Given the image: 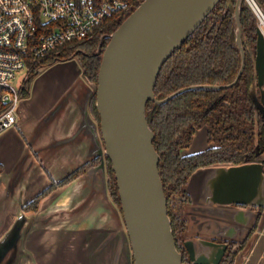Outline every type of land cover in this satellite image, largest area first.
Masks as SVG:
<instances>
[{
	"label": "water",
	"instance_id": "95a60500",
	"mask_svg": "<svg viewBox=\"0 0 264 264\" xmlns=\"http://www.w3.org/2000/svg\"><path fill=\"white\" fill-rule=\"evenodd\" d=\"M220 1L144 0L115 32L102 37L95 53L96 56L102 55L97 83L86 79L76 55L71 60L37 71L39 80L59 69L67 70V75L76 71V78L73 83L68 78L57 81L64 87L63 94L37 124L36 133L27 139V149L11 174L9 193H13L20 183L30 185V181L40 179L45 171L52 176L47 164L59 162L60 150L82 142L83 135L89 141L88 153L83 155L74 170L55 182L61 183L88 164L96 161L99 164L80 175L56 197L52 196L41 211L19 215L0 237V264H29L35 253L31 248H36V244L34 246L29 241L36 232L53 224L55 211H59V217L63 214L71 216L87 211L97 201L109 202L107 159L111 161L121 203V213L114 206L112 210L122 229L114 264L119 263L126 242L129 243L133 264H184L168 215V202L159 173L160 156L154 147L155 134L148 124L146 107L150 101L165 105L192 90H224L237 84L246 60L240 10L243 0H238L235 8L236 43L242 58L235 80L224 86H190L163 100H157L154 94L162 67L175 51L183 47ZM257 31L256 83L251 88L250 97L256 115L264 125V32L260 26ZM105 39L109 42L102 53ZM94 96L100 116L99 125L89 112V103ZM71 103L76 105L79 115L78 128L72 136L55 139L53 136L62 130L57 121L66 114ZM53 124L55 133L50 129ZM13 130L24 133L19 126L8 132ZM44 132L45 136L42 135ZM42 136L43 145L38 147L37 142ZM208 174L204 182L206 205L223 208L219 209V217L230 218L234 222L246 215L248 221L254 217L256 225L264 210V152L260 147L257 146L253 156L243 164L210 167ZM27 204L28 198L22 208ZM231 207L237 211L231 213ZM209 212L213 213L211 209ZM237 223L245 227H229L230 235L218 236L222 243L201 238L186 240L184 248L190 262L220 264L229 247L227 242L236 240L247 231L249 222ZM116 237L112 233L109 239Z\"/></svg>",
	"mask_w": 264,
	"mask_h": 264
},
{
	"label": "trees",
	"instance_id": "16d2710c",
	"mask_svg": "<svg viewBox=\"0 0 264 264\" xmlns=\"http://www.w3.org/2000/svg\"><path fill=\"white\" fill-rule=\"evenodd\" d=\"M129 1V0H123ZM144 0H130L133 7L128 15L109 16L92 37L73 48H64L58 55H49L41 61H29L33 68L22 98L30 96L37 69L53 65L57 60L79 57L90 83H97L102 55L96 56L104 35H111ZM238 0H221L183 47L174 52L162 67L154 94L163 100L172 93L190 86H224L237 77L242 64L241 52L236 43L235 8ZM264 13V0H255ZM242 41L246 52L245 69L236 85L224 90L199 89L186 92L165 105L148 102L146 118L155 134L154 147L160 156L159 173L168 202V215L176 243L185 242L187 205L190 196L187 186L190 178L200 169L215 166H237L251 158L257 146L264 152V125L256 115L250 91L256 83L255 55L258 38V20L245 1L241 4ZM51 26L48 33H52ZM105 50V46L102 53ZM258 96L260 90L257 88ZM92 116L100 124L96 97L89 104ZM205 129L208 149L185 155L195 134ZM75 172L61 186L77 178L86 169ZM108 191L121 209L115 175L110 160H106ZM56 186H53V189ZM51 189L31 201L26 212L38 210ZM184 248V247H183ZM237 254H231L234 264ZM234 260V261H232ZM226 261V260H225ZM224 261V262H225Z\"/></svg>",
	"mask_w": 264,
	"mask_h": 264
},
{
	"label": "crops",
	"instance_id": "0c3cea01",
	"mask_svg": "<svg viewBox=\"0 0 264 264\" xmlns=\"http://www.w3.org/2000/svg\"><path fill=\"white\" fill-rule=\"evenodd\" d=\"M61 70L63 69L53 72L52 75L48 74L40 80V75H38L33 81L29 98L23 100L20 106L18 126L23 129L24 133L19 134L20 132L18 130H13L0 137V165L3 168L0 174V237L11 228L21 213L31 214L41 211L52 196L56 197V194L63 191L80 176L65 186L54 188L53 192H50L42 200L38 210L26 212L25 207L22 208V204L26 198H28L29 202L34 195L41 193L45 188L49 189L52 183L57 184L55 181L62 179L74 170L75 166L79 165L83 155L88 153L87 146L89 145V141L84 135L81 138L82 142L72 143V145L70 144L60 150L61 158L59 162L47 164V168L51 171L52 176L45 171L40 179L34 180L32 183L30 181V185L29 183H20V186L18 185L13 193H9L11 174L17 168L19 159L27 149V139L36 133L37 124L40 123L46 112L63 94L64 87L61 84H57V81H65L68 78L73 83V80L76 78V71H70V75H67V70ZM64 71L65 74H63ZM92 118L97 122L93 116ZM57 122L62 130L53 136L55 139L72 136L79 125V115L76 105L69 104L66 114H63V117ZM97 124L99 125L98 122ZM51 127L50 129H53L55 133V124ZM45 134L44 132L42 135L45 136ZM43 136L37 142L39 143L38 147L43 145ZM199 136L200 138L196 141L197 138L195 137ZM192 144V146L197 145L198 147V150H195L196 153L208 149L209 145L205 129L195 134ZM185 155H191V153L188 152ZM92 164L94 162L86 166ZM97 165H93L92 167ZM208 172L209 168L198 170L190 178L187 186V191L190 196V204L187 205V240L201 238L220 242L223 240H220L218 236L221 234L228 235L229 231L227 229L229 227H245L237 223L238 221L243 223L245 221L249 222L246 226L247 228L251 227L254 223V217L248 221L247 215L238 219L237 222H234L230 218L225 219L219 217V209L223 208L206 205L205 198L207 194L204 188V182L205 178L209 175ZM57 185H60V183ZM108 195L109 202L105 203L100 200V202L92 203V206L87 211L80 214L71 216L63 214L59 217V211H55L53 213V224L36 232L34 238L32 237L29 241L34 246L36 244V248H31V250L35 249V253L34 257H31L29 264H114L117 247L122 240V235L120 234L122 229L119 220L112 210L114 206L121 213V209L111 197L109 191ZM21 198L22 200H20ZM210 209L213 213L209 212ZM229 209L232 211L231 213L237 211L232 207ZM112 233L117 235L114 240L109 239ZM118 264H132L128 242L123 246ZM234 264H264V210L258 219L256 231L250 237L249 244L238 255Z\"/></svg>",
	"mask_w": 264,
	"mask_h": 264
},
{
	"label": "built area",
	"instance_id": "2783aa9c",
	"mask_svg": "<svg viewBox=\"0 0 264 264\" xmlns=\"http://www.w3.org/2000/svg\"><path fill=\"white\" fill-rule=\"evenodd\" d=\"M244 1L261 25L264 13L255 0ZM132 7L130 0H0V135L19 125L22 94L33 71L29 61L89 40L109 16L128 15Z\"/></svg>",
	"mask_w": 264,
	"mask_h": 264
},
{
	"label": "flooded vegetation",
	"instance_id": "af4514ba",
	"mask_svg": "<svg viewBox=\"0 0 264 264\" xmlns=\"http://www.w3.org/2000/svg\"><path fill=\"white\" fill-rule=\"evenodd\" d=\"M234 16H235V13H234ZM104 36H109V35H104ZM100 42H101V41H100ZM108 42H109L108 39H105V40H104V43H103V46H102V50H103L104 46H105V48H106ZM99 45H100V44H99ZM76 58L79 59V57H76ZM68 60H71V58H70V59H66V60H65V59H63V60H58L55 64L60 63V62H64V61H68ZM79 60H80V59H79ZM55 64H53V65H55ZM95 163L99 164L98 161H97V162H94V164H95ZM88 169H89V168H88ZM88 169H86V171H87ZM2 170H3L2 165H0V174H1ZM86 171H84L83 173H85ZM83 173H82V174H83ZM80 175H81V174H80ZM62 184H63V183H62ZM62 184L57 185V184H53V183H52V186L50 187L51 192H53V186H54V185L56 186V188H59ZM67 184H68V183H67ZM65 185H66V184H65ZM65 185H63V186H65ZM46 190H47V188L43 189L42 192H45ZM42 192H41V193H37L36 195H34L33 198L30 199V201L28 202V204H27V206L25 207V209H26L27 207H29V204L31 203V201H32L33 199H35V197H37L38 195L42 194ZM116 204H117V203H116ZM29 212H34V211H29ZM256 228H257V224L255 225V224L253 223L251 227L247 228V231H246L245 233L242 232V236H239V238H237L236 240L228 241L227 243L229 244V247H228V250H227L226 256H225V258H223V260L221 261L220 264H229V262L231 261L229 256H230L231 254H237V256H236V258H237L238 255H239V254H240V253H241V252L247 247V245L249 244L250 237H251V235L256 231ZM222 242H223V241H220L219 243H222ZM177 248L179 249V252H180L181 255L183 256V263H184V264H192V263L190 262L189 255H188V252L186 251V249L183 248V246H181L179 243H177ZM236 258H235V260H236ZM225 260H226V261H225ZM224 261H225V262H224ZM232 261H234V260H232ZM234 262H235V261H234ZM132 264H133V263H132Z\"/></svg>",
	"mask_w": 264,
	"mask_h": 264
},
{
	"label": "rangeland",
	"instance_id": "374dc122",
	"mask_svg": "<svg viewBox=\"0 0 264 264\" xmlns=\"http://www.w3.org/2000/svg\"><path fill=\"white\" fill-rule=\"evenodd\" d=\"M244 1V0H243ZM247 4V3H246ZM248 5V4H247ZM258 20V19H257ZM258 26H261L262 28H263V30H264V26H263V24L261 23V25H260V23H259V20H258ZM54 29V28H53ZM264 32V31H263ZM23 75H20V78L22 77ZM8 131H6L5 133H7ZM5 133H3V134H1L0 135V137H2ZM200 134V133H199ZM198 134V135H199ZM201 135V134H200ZM195 138H197L196 139V141L200 138V136L199 137H195ZM193 144H191V146H190V148H188V149H186V150H184V153L186 154V153H196V151L195 150H198L197 148V145L196 146H192ZM204 148V147H203ZM185 236H186V239H187V231H186V233H185ZM179 244L181 245V246H183L184 247V243L183 242H179ZM178 251H179V249H178Z\"/></svg>",
	"mask_w": 264,
	"mask_h": 264
},
{
	"label": "bare ground",
	"instance_id": "6f19581e",
	"mask_svg": "<svg viewBox=\"0 0 264 264\" xmlns=\"http://www.w3.org/2000/svg\"><path fill=\"white\" fill-rule=\"evenodd\" d=\"M261 23H262L263 26H264V17H261Z\"/></svg>",
	"mask_w": 264,
	"mask_h": 264
}]
</instances>
